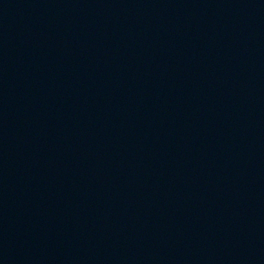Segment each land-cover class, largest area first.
<instances>
[{"label":"water","instance_id":"1","mask_svg":"<svg viewBox=\"0 0 264 264\" xmlns=\"http://www.w3.org/2000/svg\"><path fill=\"white\" fill-rule=\"evenodd\" d=\"M0 264H264V0H0Z\"/></svg>","mask_w":264,"mask_h":264}]
</instances>
